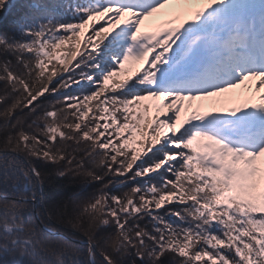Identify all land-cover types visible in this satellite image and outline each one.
Returning <instances> with one entry per match:
<instances>
[{
	"label": "snow or ice",
	"instance_id": "6c2138e0",
	"mask_svg": "<svg viewBox=\"0 0 264 264\" xmlns=\"http://www.w3.org/2000/svg\"><path fill=\"white\" fill-rule=\"evenodd\" d=\"M13 9L0 264H264V0ZM69 173L99 187L45 190Z\"/></svg>",
	"mask_w": 264,
	"mask_h": 264
},
{
	"label": "trees",
	"instance_id": "16d2710c",
	"mask_svg": "<svg viewBox=\"0 0 264 264\" xmlns=\"http://www.w3.org/2000/svg\"><path fill=\"white\" fill-rule=\"evenodd\" d=\"M9 13L16 14L15 10L9 11ZM1 14V13H0ZM10 16V15H8ZM3 23H6L3 21ZM3 32L0 30V34ZM1 36V35H0ZM59 167H63L60 165ZM49 171H55V167L49 166ZM99 185L94 183L86 182L80 176H74L69 173L65 178H56L50 182H46L44 188L47 192H50L56 196L59 200H67L70 197H79L81 199H86L91 196ZM126 188L117 185L114 191L123 192ZM53 227H56V224H53ZM108 231H112L109 229Z\"/></svg>",
	"mask_w": 264,
	"mask_h": 264
},
{
	"label": "rangeland",
	"instance_id": "374dc122",
	"mask_svg": "<svg viewBox=\"0 0 264 264\" xmlns=\"http://www.w3.org/2000/svg\"><path fill=\"white\" fill-rule=\"evenodd\" d=\"M15 16L16 14L13 15V13H9V11L0 14V30L3 32L2 34H0L1 36L6 32L11 31V29L13 28L12 21L13 19H15ZM3 21H5L6 23H3ZM56 99H59V97H56Z\"/></svg>",
	"mask_w": 264,
	"mask_h": 264
}]
</instances>
